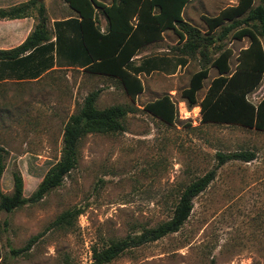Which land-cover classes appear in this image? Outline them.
<instances>
[{"label": "rangeland", "instance_id": "rangeland-1", "mask_svg": "<svg viewBox=\"0 0 264 264\" xmlns=\"http://www.w3.org/2000/svg\"><path fill=\"white\" fill-rule=\"evenodd\" d=\"M22 1L4 0L2 8ZM234 1L189 0L182 17L205 33L201 16H216ZM40 2L51 32L53 21L72 15L63 0ZM177 43V36L168 31L161 42L138 55L135 63L144 58L172 62L167 71L140 76L143 93L133 102L117 80L77 69L56 68L36 82L0 84V146L6 151L0 187L11 193L12 176L18 171L25 198L60 159L64 125L89 93L101 91L98 109L114 105L137 109L125 118V132L86 136L79 146L76 168L41 202L11 214L0 213V264H90L93 247L167 221L185 186L217 165L216 154L237 151L253 152L256 159L221 166L214 181L194 199L191 215L178 233L128 251L110 264H210L212 260L214 264H264L263 156L259 152L264 133L240 126L202 124L198 106H186V110L182 106L172 126L143 112L146 103L163 95L172 97L177 108L186 102L181 91L200 70L201 60L174 56L169 51ZM247 45L248 40L224 41L233 52L232 70L236 56ZM177 60L184 62L174 69ZM215 76L217 71L210 68L197 94V105ZM260 95L261 87L248 99L256 103ZM74 208L82 213L69 229L49 228L61 213ZM39 234L29 252L11 255V249L22 248Z\"/></svg>", "mask_w": 264, "mask_h": 264}, {"label": "trees", "instance_id": "trees-1", "mask_svg": "<svg viewBox=\"0 0 264 264\" xmlns=\"http://www.w3.org/2000/svg\"><path fill=\"white\" fill-rule=\"evenodd\" d=\"M188 1L111 0L109 5H105L97 0H63L75 16L54 23L55 43L49 45L53 37L47 26L45 7L40 0H27L0 9L1 21L31 17L36 20L33 31L22 44L0 50V63L7 74L36 78L51 68L52 58L44 57L32 66L29 63L33 59L31 52L55 48L60 65L117 80L133 102L143 93L140 76L167 71L171 61L168 58H144L136 64L134 58L148 45L162 41L163 34L171 31L177 36L178 43L169 52L175 53L178 58L199 57L201 60L200 70L192 74L188 87L181 91L188 108L199 106L201 123L240 126L264 132V98L260 103L248 99L259 88L264 76V0H258L257 5L255 0H237L236 5L222 9L216 16H201L207 27L205 33L184 21L182 13ZM99 16L107 22L103 31L97 19ZM245 38L248 39V46L238 53L237 65L232 71L230 60L233 52L224 46V41H242ZM183 62L177 60L174 69ZM210 68H214L218 76L211 80L197 105V94L203 89ZM100 93V90L89 93L81 107L68 118L63 128L60 159L47 171L29 198L23 195V180L18 171L12 176L11 193H4L0 187V213L11 214L26 205L37 204L59 188L76 168L79 146L86 136L125 132V118L137 109L131 105L98 109L96 102ZM143 112L169 126L174 125L177 115L169 95L146 103ZM5 156L6 151L0 146V181L5 170ZM255 158L250 151L217 153V165L185 186L167 221L131 232L124 238L106 241L101 247H93L90 264H110L128 251L178 233L191 215L194 199L214 181L221 166L230 161L249 163ZM81 213L76 208L64 211L49 228L69 229ZM40 236L31 237L20 249H11V255L26 254Z\"/></svg>", "mask_w": 264, "mask_h": 264}, {"label": "crops", "instance_id": "crops-1", "mask_svg": "<svg viewBox=\"0 0 264 264\" xmlns=\"http://www.w3.org/2000/svg\"><path fill=\"white\" fill-rule=\"evenodd\" d=\"M25 1L26 0H23L22 2H25ZM98 2H100V1H98ZM110 2H111V0H110ZM1 3H3V4L0 5V9H5V8H2V5H5L6 2H4V0H2ZM101 3H103V2H101ZM103 4L109 5L110 3L109 4L103 3ZM236 4H237V0H235L231 5H228L226 7L234 6ZM9 7L10 6H8L7 8H9ZM74 16H75V14L72 12V15L66 17V19H64V20H59V21H65V20H68L70 18H73ZM99 20H100L99 21L100 22L99 23V26H100L101 30L103 31L106 28L107 22H106V20L102 16H99ZM55 22H58V20H55V21H53L51 23V30H52V37L53 38H52L51 42L48 43L49 45L52 44V43L53 44L55 43V31H54V26H53ZM35 23H36V20L33 17H31V18H25V19H20V20H12V21H1L0 20V50H9V49L15 48V47L19 46L20 44H22L25 41V39L28 37V35L33 31L34 26H35ZM14 25L16 26L17 29H15V30H9L8 29L9 26H14ZM164 34H163V36H164ZM244 40H248V39L245 38L242 41H244ZM151 45H153V44H151ZM45 46H46V44L43 45L40 48H43ZM149 46L150 45H148L146 48H148ZM263 47H264V45H263ZM245 48H243V49H245ZM144 50H142L141 53ZM55 52H56L55 51V48H53V50H50L49 49L48 51L47 50H43V51L35 50V51L31 52L32 53V56H33V59L29 63H31L32 66H35L36 63L39 62V60L43 59L44 57L46 58V57H49L50 56L52 58V60H51V62H52L51 68L47 69L45 72H43L42 74H40L36 78L17 77V76L14 75L15 73H8L9 74L8 75L7 72L4 70V68H5L4 65H2L0 63V84L1 83H7V82H16V83L36 82V81L40 80L41 78H43L49 72L54 71L56 68H60V69L61 68H64V69H77V70H81L82 71V69H80V68H74V67H68V66L60 65L59 62H58V60H57V56H56V53ZM237 56H236V65H237ZM136 58H140V57H138V56L135 57L134 58V62H136V60H137ZM139 63H140V61L138 63H136V64H139ZM235 68H236V66H235ZM217 76H218V74H217ZM217 76H215V77H217ZM260 87H261V95H260V97H259V99H258V101L256 103H260L261 100L264 98V76H263V80H262L259 88ZM171 99H172V97H171ZM262 133H264V132H262ZM259 152H260L261 157L263 156L260 159L261 161L263 160L262 163H261V166H260V168H261L260 175L263 176V178L261 180V183L264 185V142L262 143V146H261Z\"/></svg>", "mask_w": 264, "mask_h": 264}, {"label": "built area", "instance_id": "built-area-1", "mask_svg": "<svg viewBox=\"0 0 264 264\" xmlns=\"http://www.w3.org/2000/svg\"><path fill=\"white\" fill-rule=\"evenodd\" d=\"M182 103L180 104V108H177V104L174 103V106H175V109H176L177 114H178L179 110L182 108V106H183V108H185L184 110H186L187 103L186 102H182ZM196 109L198 110L197 111V115H200V108H199V106ZM176 117H177V115H176ZM200 117H201V115H200Z\"/></svg>", "mask_w": 264, "mask_h": 264}]
</instances>
